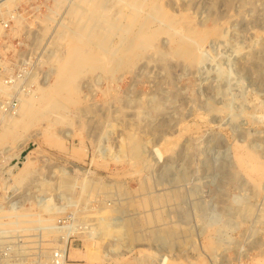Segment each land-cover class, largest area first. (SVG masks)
<instances>
[{
  "label": "rangeland",
  "instance_id": "obj_1",
  "mask_svg": "<svg viewBox=\"0 0 264 264\" xmlns=\"http://www.w3.org/2000/svg\"><path fill=\"white\" fill-rule=\"evenodd\" d=\"M83 2L22 0L16 19L0 12V41L31 43L33 93L55 82L65 44L57 36L80 32L83 12L92 9ZM160 4L199 32L218 31L198 50L200 63L192 68L173 56L169 36L161 39L164 55L151 50L120 74L95 62L73 85L74 102L49 108L22 137L1 143L4 262L50 260L71 225L79 232L67 245L68 264H86L88 254L109 258L103 264H264V176L256 186L235 158V147H245L264 164V0ZM130 135L142 147L139 160L132 159ZM155 149L164 153L160 162ZM24 157L29 174L11 188L4 180ZM11 211L53 218L56 227L46 232L56 235L24 232L28 219L7 222ZM211 219L237 229L227 235L231 243L218 247L217 234L201 233ZM120 229H129L126 241L111 232Z\"/></svg>",
  "mask_w": 264,
  "mask_h": 264
},
{
  "label": "bare ground",
  "instance_id": "obj_2",
  "mask_svg": "<svg viewBox=\"0 0 264 264\" xmlns=\"http://www.w3.org/2000/svg\"><path fill=\"white\" fill-rule=\"evenodd\" d=\"M20 1L22 0H0V12L7 10L8 15L12 13V16H15L14 19H16L19 15L14 13L16 11L14 8ZM85 1H89L92 4V9L83 12L85 21H83L84 23L80 32L77 29L72 32L64 30L57 36L58 42H65V44L61 45L63 51L59 48L61 52L65 54V57L63 54V57L57 58V72L55 73L54 71L55 82L51 85H45L44 88H40L39 92H32L30 95L24 96L20 108L15 115L0 117L2 121L0 145L1 143L4 144L22 137V131H26L34 125V123L38 121V118L45 115V112L48 111L49 108L54 107L55 109L64 110V103L74 102L72 99V90H74L73 85H78V80L81 75L80 72L84 69L92 68L95 62L96 66H98L96 68L100 70L103 69L104 71L106 68H110L109 70L115 74L129 70L141 57L146 56L151 50L155 51L156 55H164L161 39L163 36H169L176 45L173 56L181 58L187 65L195 68L202 59L199 56L198 50L212 34L218 32L215 31L216 29L199 32L190 24L185 25L182 19L172 16L162 8L160 0H84V2ZM73 14L75 16L77 14L76 11ZM46 20L50 21L51 19L50 17H46ZM18 23L21 24V21L19 20ZM104 57L105 60L106 58L108 59V63L104 61ZM8 91L9 89L4 85H0V96H6ZM261 120V123H264V116ZM132 138L133 136L129 138L130 144L132 143L133 145V147L130 145L133 148L130 149L134 157L132 159L139 160V158L141 159L142 157V155L140 157L141 150H139V153L136 148L139 149L138 145L140 144H138L136 139L133 140ZM131 140H133V142ZM141 148L140 145V149ZM80 152L82 155L87 154L86 149H81ZM235 152V158L239 167L247 172L256 186H260L261 178L264 176V164L259 163L258 157L249 152L245 147H235ZM153 154L156 161L160 162L164 159V153L160 149H155ZM24 158L27 159V157ZM31 164V160L28 158L26 162L20 165L18 172H15L16 168L10 170L8 172L9 176L7 177L11 179H5L4 182H10V187L11 185L14 186V184L20 183L24 179L23 177L26 175ZM17 166H19V164L16 165V167ZM80 170L83 169L80 168ZM255 174H257L258 177L253 178L252 176H255ZM10 187L8 189H10ZM21 218L28 219V226L23 229L24 232H28L35 228L38 230V228H40L39 231L42 230L46 237L56 235L48 233L52 228L54 229V227H56L53 218L44 221L42 218L29 213H23L21 211L12 213L11 211V215L8 217L7 222H14ZM206 224V227L201 233L203 235L209 233L217 234L218 239L216 244L218 247L231 243L230 240H227V235L237 230L233 229V227L224 225L218 219L207 220ZM0 227H3L2 223H0ZM75 228L70 225L61 239L56 238V246H54L56 248H61L65 253L72 234L79 232V230H75ZM111 232L114 233V236L119 237L118 240L123 239L126 241L129 237V229L112 230ZM8 233H11V231ZM56 233H58V231ZM93 235L96 236V234L92 233L91 236ZM91 238L92 237H90V239ZM45 255L49 257L50 253L46 252ZM108 259L109 258L102 254H94L91 256L88 254L84 256L86 264H103L109 261ZM169 262L170 259L165 258L162 264H170Z\"/></svg>",
  "mask_w": 264,
  "mask_h": 264
},
{
  "label": "built area",
  "instance_id": "obj_3",
  "mask_svg": "<svg viewBox=\"0 0 264 264\" xmlns=\"http://www.w3.org/2000/svg\"><path fill=\"white\" fill-rule=\"evenodd\" d=\"M8 30L10 23H4ZM6 40V41H4ZM0 41V85L9 89L6 96H0V116L15 115L22 98L30 95L36 88V62L30 53V41ZM0 264H8L0 257ZM39 264H68L66 252L58 250L52 253L50 260Z\"/></svg>",
  "mask_w": 264,
  "mask_h": 264
}]
</instances>
